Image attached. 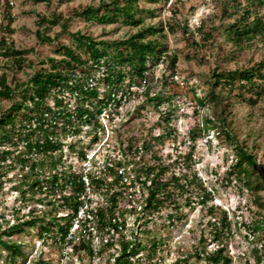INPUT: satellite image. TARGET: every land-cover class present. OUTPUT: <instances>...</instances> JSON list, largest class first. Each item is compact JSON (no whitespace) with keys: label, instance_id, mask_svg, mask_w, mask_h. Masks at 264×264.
I'll list each match as a JSON object with an SVG mask.
<instances>
[{"label":"trees","instance_id":"trees-1","mask_svg":"<svg viewBox=\"0 0 264 264\" xmlns=\"http://www.w3.org/2000/svg\"><path fill=\"white\" fill-rule=\"evenodd\" d=\"M70 1L60 0L61 3ZM181 1L102 0L98 5L72 8L68 15L63 12L40 14L36 30L39 43L57 42L55 50L62 56L46 55L38 65L27 56L29 49L16 47L13 40L0 35V56L4 60L0 62V102H11L9 107L0 108V190L7 181L12 182L8 175L17 169L20 178L18 183L10 185V191L21 197L20 205L9 216L0 214V257L7 264H19V258H25V246L15 236L29 228L37 229L44 245L52 241L61 243V248L72 246L81 253V260L87 257L90 264L105 253L107 260L100 264H143L142 253L147 248L142 240L145 233L150 236V254L147 255L150 258L145 264H154L153 261L159 264L161 258L154 259V256L163 252L167 241L156 236L159 229L156 221L160 219L162 227L178 226L188 218L184 208L192 210L198 206L210 215L207 222L210 227L208 236L203 234L199 239L203 250H196V257L204 264H232L233 256L227 247L233 234L232 221L226 210L220 212L213 192L197 174L192 141L197 139V134L201 135L200 130L216 129L219 138L235 142L234 161L224 180L227 183L239 180L240 187L253 194L254 202L264 206L260 194L264 190V169L259 166L255 153L261 145L254 143L250 148L248 139L239 142L231 130L235 116L232 106L242 102L254 106L264 97V57L250 67L235 70L216 66L206 89L191 85L193 99L188 105L195 113L210 107L212 114L203 118V127L198 128V133L189 130V151L182 152L184 141H180L174 144V152L168 153L171 159L155 149L169 139L176 141L178 130L173 125L174 112L159 109L169 97H161L154 91L152 71L163 64L162 82L166 86L177 85L179 56L169 50L166 28L174 32L180 26L186 42L195 50L196 61L210 60L206 47L216 43V32H225L229 51L233 53L264 44V0H225L221 16L233 21L221 26L203 21L194 28L177 19L176 6ZM169 2L173 5L169 7L171 20L166 24L148 22L147 16L155 17L158 9ZM0 11L7 21L6 30L14 33L11 25L15 18L10 0H0ZM73 17L100 24L123 22L136 31L125 38L97 39L82 30L71 33ZM54 25L60 26V31L52 37L48 31ZM61 33H69L75 47L58 42ZM223 54L229 56L228 52ZM27 66L33 71L27 73L25 79L18 78L17 73ZM140 88L143 91H139ZM119 91L129 100L133 95L156 101L160 114L151 130L162 131L151 133L149 139L131 134L119 140L121 146L114 148L113 154L101 163L95 160L92 170L86 172L81 163L87 158V140L91 138L94 143L99 140L100 130H103L100 114L114 98L113 93ZM174 94L180 96L177 92ZM119 105L116 103V109L111 112V121L119 114ZM144 107L145 104L141 105L136 112L144 111ZM121 167L131 179L130 185L123 182ZM91 193L102 197L101 205H93L95 197H89ZM86 203L88 207L79 218V211ZM167 208L170 210L164 215ZM23 209L28 211L23 213ZM135 213L139 233L136 235L133 230L128 237L123 232L128 226L127 215ZM76 219L81 220V228L72 231ZM239 224L246 229L245 236L249 240H260L257 233L264 229V220ZM209 244H214L215 249L207 250ZM255 252L258 263L264 264V243ZM185 262H188L187 257H182L172 264ZM38 264L51 262L39 258Z\"/></svg>","mask_w":264,"mask_h":264},{"label":"rangeland","instance_id":"rangeland-1","mask_svg":"<svg viewBox=\"0 0 264 264\" xmlns=\"http://www.w3.org/2000/svg\"><path fill=\"white\" fill-rule=\"evenodd\" d=\"M12 15L15 18L12 23V27L15 32L10 34L5 25L6 19L3 17L0 11V35H5L9 41L13 40L16 47L29 49L27 56L36 61V64L40 63L46 55L61 57L62 55L56 52L57 42L52 44L39 43L36 37V30L38 29V16L40 14L50 15L55 12H63L68 15L72 8L77 6H84L95 4L98 5L102 0H72L68 3H61L60 0H12ZM108 1V0H107ZM225 0H182L177 3L179 13L177 19L184 23H188L189 27H198L201 22L206 21L209 25L215 23L220 25L222 23H228L233 21L230 17L221 16L222 7ZM242 2L246 0H241ZM145 4L144 2L142 3ZM152 4V3H151ZM164 3L159 4L161 7ZM148 7H155V5L147 4ZM173 7L170 2L162 9H158L156 16L149 18L148 22L156 24L163 21L166 24L167 21L172 19L171 11L169 7ZM2 9V8H1ZM264 13V10H263ZM187 20V21H186ZM69 30L71 33L82 30L83 33L91 34L97 39H120L128 37L130 34L135 33L136 28L126 25L123 22L100 24L95 21H86L82 18L73 17L70 20ZM224 30V27L221 29ZM60 31V26L54 25L48 34L54 37ZM168 36V45L170 52H177L179 59L177 62V85L166 86L162 82L164 69L163 64H160L158 68H155L153 73V83L155 84L154 91L162 97L165 95L169 97V100L163 102L159 109H171L174 112L173 125L177 128L178 133L176 141L169 139L167 142L157 145L156 150L159 153H163L164 157L168 156V153H172L175 150V145L180 141H184L181 146L183 153H187L190 149V137L189 130H194L198 133V128L203 127V118L212 114L210 107L201 109L195 113L192 106L188 105L193 99L191 91V85H197L206 89L208 87L207 80L212 77V69L216 66L227 68L229 70H235L241 66H252L254 62L260 61L264 57V44H257L252 48H246L239 52H232L230 50V43L225 40L224 34H216V43L208 44L206 51L210 54L209 61H196L195 50L193 46L186 42V37L182 34V29L177 26L174 32L169 29H165ZM199 35L197 39H199ZM213 39V38H212ZM70 46L75 47V43L69 33H61L60 40ZM223 46L224 48L220 47ZM228 52L229 56L225 57L223 54ZM61 55V56H60ZM85 57L86 54L84 53ZM0 62H4L0 56ZM45 66H48L47 63ZM7 70V69H5ZM33 69L29 66L20 70L17 73V77L25 79L27 73H31ZM190 77V78H188ZM190 79V80H188ZM133 89H138L133 87ZM143 88L139 89V91ZM164 90V93L162 91ZM179 93L180 96H176L174 93ZM174 95V96H173ZM174 97V98H173ZM11 104L10 100H1L0 108H7ZM144 111L136 112L141 105H144ZM155 103L146 99V96H139V98L132 95L130 100L128 99L127 105L119 108V114L111 121L106 116L100 115V123L103 126V130H100L99 140L92 142L91 138L87 140L88 154L91 156V161L84 160L81 165L85 167V171L92 170L95 160L97 163L103 162V160L110 154H113L114 148H118L120 145L119 140H124L131 134H141L143 138L149 139L151 133H159L162 130H151L155 123L159 119L158 108L155 107ZM234 116V124L232 126V132L236 134L239 142L244 139H248L249 147L256 143L261 145L255 153H257L259 166L264 169V97L258 104L249 106L246 102L236 103L232 106ZM109 111L106 110V113ZM142 113V114H141ZM141 114V115H140ZM208 115V116H207ZM202 132V133H201ZM197 134V139L192 141L195 144L193 148V160L195 161V168L201 181L204 185L213 192L214 201L221 207V210L228 212L229 219L232 221L233 234L228 241V249L233 256L232 264H259L256 257L255 250L261 247L264 243V229L258 231L257 237L259 241L249 240L246 235V229L243 225L239 224L242 221L244 223H251L254 220H264V206L260 207L254 202V196L247 189L240 187V181L234 180L232 183H227L224 180L226 177L229 166L234 161L235 149L234 144L225 140L224 137L219 138L216 129L210 131L200 130ZM89 135H92L91 133ZM70 141V140H68ZM74 141V140H71ZM251 148V147H250ZM93 157V158H92ZM169 159L170 156H168ZM75 162V159H73ZM12 182H6L5 188L0 190V214L9 216L13 209L20 205L21 197L16 192H11L10 185L18 183L20 178L19 170H12L9 175ZM260 194L264 202V190H261ZM91 197H95L93 205H101L102 197L100 195L90 194ZM139 210V209H138ZM170 208L164 209V215L168 213ZM27 209H23L22 212H27ZM188 218L185 219L178 226H166L162 227V222L156 221L159 229L156 232V236L167 241V244L163 247V252L159 251L154 256V259L161 258L159 264H172L177 258L187 257L188 262L185 264H204L203 260H199L196 257V250H203L199 239L203 234L208 236L210 225L207 224L210 215H207L203 209L198 206L194 209L184 208ZM0 215V217H1ZM138 214L127 215L128 226L124 229L126 236L131 237L132 231L136 232L138 229L139 221L136 220ZM145 217V216H144ZM143 221V220H142ZM156 228V227H155ZM79 231V230H77ZM79 236V235H78ZM78 236L75 241L78 242ZM15 239L24 244V250L26 256L24 259L19 258V264H38V259L42 258L48 260L51 264H90L89 258L81 260V253L72 246L61 248V243L57 244L52 241H48L46 245L39 239L37 235V229L29 228L27 232L18 234ZM142 240L147 244V248L143 250V264H145L147 256L150 254V236L148 234H142ZM97 241V240H96ZM209 242V241H208ZM99 246V242H96V247ZM2 250V248H0ZM215 249L214 244H209L207 250L212 251ZM64 251V255L61 252ZM150 258V257H149ZM107 260V254L98 255L95 258L94 264L104 263ZM155 264L156 262L153 261ZM0 264H7L5 259L0 257Z\"/></svg>","mask_w":264,"mask_h":264},{"label":"built area","instance_id":"built-area-1","mask_svg":"<svg viewBox=\"0 0 264 264\" xmlns=\"http://www.w3.org/2000/svg\"><path fill=\"white\" fill-rule=\"evenodd\" d=\"M10 3L13 5L14 2L12 0H10ZM93 85V83H91ZM113 99L111 101H109L108 103V106L104 108V110L102 111V113L100 115H102L103 117L106 116V118L110 119L111 117V112L113 110L116 109V103H120L119 105V108L120 107H123L125 105H127V102H128V99H127V96L124 95V92L123 91H119V92H114L113 93ZM106 110H108L109 112L106 113ZM89 154H87V158L86 160H88V162H90L92 159H91V156H89ZM85 160V161H86ZM119 172L121 174H123V182H125L126 184L130 185L131 184V179L129 178V176L126 175L125 171H124V168H120L119 169ZM85 180H86V183L89 184V180H88V177L85 176ZM89 197H91L89 195ZM88 207V204L86 203L85 206L79 211V215L78 217L81 218L84 213H85V209ZM120 228H122L121 226H119ZM81 228V220L79 221V219H76L74 225H73V228H72V231H77V230H80ZM114 232V230H112V233Z\"/></svg>","mask_w":264,"mask_h":264},{"label":"clouds","instance_id":"clouds-1","mask_svg":"<svg viewBox=\"0 0 264 264\" xmlns=\"http://www.w3.org/2000/svg\"><path fill=\"white\" fill-rule=\"evenodd\" d=\"M93 158V157H92Z\"/></svg>","mask_w":264,"mask_h":264}]
</instances>
